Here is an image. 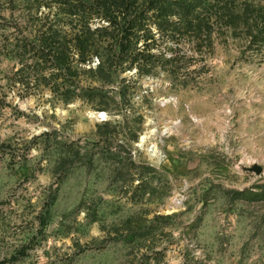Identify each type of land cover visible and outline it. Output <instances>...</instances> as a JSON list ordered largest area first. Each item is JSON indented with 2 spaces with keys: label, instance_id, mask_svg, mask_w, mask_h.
<instances>
[{
  "label": "rangeland",
  "instance_id": "374dc122",
  "mask_svg": "<svg viewBox=\"0 0 264 264\" xmlns=\"http://www.w3.org/2000/svg\"><path fill=\"white\" fill-rule=\"evenodd\" d=\"M235 5L94 83L99 110L59 97L0 0V264H264V0Z\"/></svg>",
  "mask_w": 264,
  "mask_h": 264
},
{
  "label": "trees",
  "instance_id": "16d2710c",
  "mask_svg": "<svg viewBox=\"0 0 264 264\" xmlns=\"http://www.w3.org/2000/svg\"><path fill=\"white\" fill-rule=\"evenodd\" d=\"M20 1L26 8L27 28L35 34L34 40L26 38L23 43L35 44L30 52L37 65L52 62L49 83L60 92L59 97L72 101L79 97L75 89L84 84L85 97L99 110L109 109V103L100 93L104 87L94 83H114L125 63L151 60L156 56L154 49L165 43L180 47L191 41L199 47L202 36L216 22L233 23L236 11L235 0ZM174 54L172 60H188L180 51ZM96 58L101 62L94 68ZM86 73L94 74L90 84L82 78ZM110 125L105 123L103 128ZM100 130L101 137L111 133Z\"/></svg>",
  "mask_w": 264,
  "mask_h": 264
},
{
  "label": "water",
  "instance_id": "95a60500",
  "mask_svg": "<svg viewBox=\"0 0 264 264\" xmlns=\"http://www.w3.org/2000/svg\"><path fill=\"white\" fill-rule=\"evenodd\" d=\"M93 116L96 117L97 119L105 120V116H103L102 112L94 113Z\"/></svg>",
  "mask_w": 264,
  "mask_h": 264
},
{
  "label": "bare ground",
  "instance_id": "6f19581e",
  "mask_svg": "<svg viewBox=\"0 0 264 264\" xmlns=\"http://www.w3.org/2000/svg\"><path fill=\"white\" fill-rule=\"evenodd\" d=\"M103 116H105V114H103Z\"/></svg>",
  "mask_w": 264,
  "mask_h": 264
}]
</instances>
